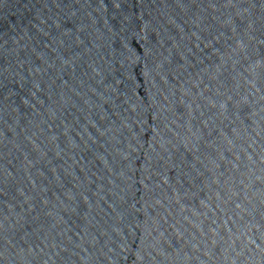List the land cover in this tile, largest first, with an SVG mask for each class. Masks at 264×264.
Instances as JSON below:
<instances>
[{
    "label": "water",
    "instance_id": "obj_1",
    "mask_svg": "<svg viewBox=\"0 0 264 264\" xmlns=\"http://www.w3.org/2000/svg\"><path fill=\"white\" fill-rule=\"evenodd\" d=\"M0 264H264V0H0Z\"/></svg>",
    "mask_w": 264,
    "mask_h": 264
}]
</instances>
